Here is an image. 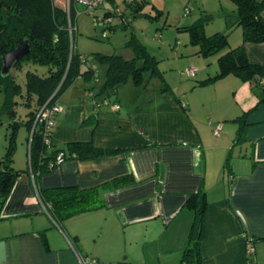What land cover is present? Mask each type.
<instances>
[{
    "label": "crops",
    "instance_id": "0c3cea01",
    "mask_svg": "<svg viewBox=\"0 0 264 264\" xmlns=\"http://www.w3.org/2000/svg\"><path fill=\"white\" fill-rule=\"evenodd\" d=\"M229 1L233 15H225L222 26L206 33H226V48L204 55L198 45L180 50L179 43L170 46L172 64L183 68L177 83L136 32L143 24L138 15L126 28L115 29L130 27L124 44L128 57L116 54L133 58L130 40L138 43L154 57L155 71L146 72L141 84L128 77L102 102L97 92L106 65L90 59L86 66L93 78L78 76L62 91L47 150L91 141L112 152L67 158L43 173L16 168L20 172L0 210V264H80L79 256L94 259V264H264V101L259 102L264 92L232 73L198 84L217 73L222 53L241 44L251 63L264 64V41H243L241 27L233 25L235 3ZM114 3L124 6L122 0H106L100 7L112 8ZM260 15L264 19V11ZM194 21L177 29L185 30ZM114 22L121 25L122 19L115 16ZM77 44L75 49L86 56L98 52ZM166 49L156 52L168 54ZM188 67L197 70L183 74ZM201 112L216 122L212 127L222 124L218 133L200 121ZM242 114L241 128L237 118ZM124 175H132L134 182L102 187ZM62 186L96 188L102 204L56 223L39 190ZM198 190L207 201L206 228L200 261L190 263L182 256L194 210L185 200Z\"/></svg>",
    "mask_w": 264,
    "mask_h": 264
},
{
    "label": "trees",
    "instance_id": "16d2710c",
    "mask_svg": "<svg viewBox=\"0 0 264 264\" xmlns=\"http://www.w3.org/2000/svg\"><path fill=\"white\" fill-rule=\"evenodd\" d=\"M232 1L236 6L233 25L241 27L243 41H264V19L260 15L264 11V0ZM73 3V0H70L69 9H67L57 6L53 0H0V89L4 91L7 107L13 106L15 96L22 95V88L12 76L11 70L7 75L1 74V56L28 40L29 53L15 62L12 67L21 66L22 63L47 66L46 75H40L30 70L25 73L26 98L24 104L31 105L32 101L35 104V108L28 112V118L24 122L29 132L28 168L25 169L27 171L43 173L52 169L50 164L53 163L59 152H63L66 159L80 160L112 152V150L94 146L91 141L69 142L50 152L47 150L48 144L43 142L41 124H35L41 106L45 103L47 105L57 103V98L62 91L73 84L78 76L83 77L85 81H90L93 78L92 69L86 66L90 59L106 65L105 79L97 92V95L102 96V102L105 98L116 93L118 87L128 77H131L134 83L141 84L146 72L153 73L155 71L154 57L143 46L131 40L134 57L130 59H125L116 53L93 52L88 55L89 57L79 53L74 46V30L71 33L69 30V23L74 26ZM144 3L145 0H141L134 5L129 4L127 11L120 17L121 25L113 21V23L104 25L102 32L108 28V37L109 31H113L119 26L126 28L137 15L152 18L151 15L142 11ZM112 8L103 7L101 15L109 14ZM95 10L92 15L98 17L99 14ZM210 17V15L200 17L184 27L189 33L190 42L198 45L199 52L204 55L216 53L227 46L226 33L216 32L211 35L204 33L203 26L210 20ZM230 73L244 81H249L253 88L259 86L264 92V64L251 63L246 56L243 44L229 48L222 53L218 57L217 73L198 81V84L211 82ZM261 101H264V96L259 102ZM244 117L245 114H242L237 118L241 128L244 125ZM86 122L84 121V123ZM11 125L14 129L11 132L10 147L0 158V210L20 172L11 164L13 160L12 146L15 144L14 137L20 122L13 120ZM133 182L132 175H124L112 179L102 187L116 189ZM39 196L56 223H60L67 216L102 204V199L96 188L84 190L75 186L43 188L39 190ZM185 205L194 210V220L182 257L190 263L199 262V247L206 228L207 201L204 191L198 190L190 193L185 200Z\"/></svg>",
    "mask_w": 264,
    "mask_h": 264
},
{
    "label": "rangeland",
    "instance_id": "374dc122",
    "mask_svg": "<svg viewBox=\"0 0 264 264\" xmlns=\"http://www.w3.org/2000/svg\"><path fill=\"white\" fill-rule=\"evenodd\" d=\"M57 6L64 8L68 7V0H53ZM121 3V0H118ZM148 2L143 8V12L154 16L161 10L159 18L151 19L143 15H138L136 18L138 21L143 20L141 26H137L136 32L139 37L144 41V44L148 49L156 54L158 59H162L161 69L167 72H173L176 79L172 81L177 83L179 81V71L183 68L174 66L173 59L175 58L174 50L170 48L171 45L179 43L178 48L186 46H196L189 43V33L185 30L177 29L187 25L197 19L199 16L204 17L206 14L212 18L204 25L205 34H210L213 29H217L223 25L225 15L234 13L233 4L229 0H147ZM70 2V0H69ZM74 25L79 26L74 30V44L77 47L80 43V49H87L88 51H98L102 53H120L124 57H128L125 54L126 47L125 41L129 38L130 30L117 29L109 31L108 37L102 36V29L104 24L97 17L90 13L83 11V6L74 2ZM110 4V3H109ZM111 5V4H110ZM190 5L189 11L185 9ZM103 7H98L95 12L101 13ZM78 11H81L77 13ZM101 14H99L100 16ZM115 21V19H114ZM139 24V23H138ZM74 26V27H75ZM76 28V27H75ZM134 29V28H133ZM156 35L158 37H156ZM79 47V46H78ZM160 47L169 48L166 49L168 54H159L158 49ZM177 50V52L179 51ZM172 52V53H170ZM178 57V56H177ZM27 70L35 71L40 75L47 74V66L24 64L12 67L11 74L18 84L22 88V95L14 97L15 103L11 108L7 107L5 103V96L3 89H0V158L5 154L8 147H10L11 132L14 129L11 125L13 120L20 122L15 133V144L12 146V166L21 168L23 170L28 168V147H29V132L25 125V120L28 118V112L35 108L34 101L31 105L24 104L25 101V73ZM186 77H182L185 80ZM187 79V78H186ZM192 80L194 78H191ZM190 80V79H187ZM199 119L201 122L206 123L209 129L212 130L211 123L203 112L200 113ZM212 127V128H211ZM211 133H213L211 131ZM211 140L212 137H211ZM237 153V152H236ZM235 153V154H236Z\"/></svg>",
    "mask_w": 264,
    "mask_h": 264
},
{
    "label": "built area",
    "instance_id": "2783aa9c",
    "mask_svg": "<svg viewBox=\"0 0 264 264\" xmlns=\"http://www.w3.org/2000/svg\"><path fill=\"white\" fill-rule=\"evenodd\" d=\"M106 0H73V2H78L83 6V11L92 14L94 10L97 7H100L104 5ZM141 0H122L124 3V6H120L117 3H114L112 6V11L109 12V14L106 15H100L97 18L102 21L104 25H108L110 23H113L115 16H123L125 11L128 9V5H134L137 2H140ZM190 8V5L186 7L185 11L188 12ZM69 9V0H68V7ZM81 11L77 10V13ZM69 30L70 33L74 30V26L69 23ZM107 32L108 28L103 30L102 36L107 37ZM197 68L196 67H188L185 70H183V74L187 75H192L196 72ZM113 108H116L117 105L112 104ZM61 110V106L57 103L47 105V103L43 104L41 108L39 109L36 119H35V124L40 123L42 127V134H43V142L46 144H49L50 142V135H51V130L54 128L56 124L55 120V115L57 112ZM222 124L218 123L214 127V133H218L221 130ZM66 159V156L64 155L63 152H59L55 156V160L53 163L50 164V167L53 168L57 165H59L61 162H63ZM246 250L247 252L252 251L251 247V242L248 240L247 245H246ZM79 262L80 264H94V259L87 257V256H79Z\"/></svg>",
    "mask_w": 264,
    "mask_h": 264
},
{
    "label": "water",
    "instance_id": "95a60500",
    "mask_svg": "<svg viewBox=\"0 0 264 264\" xmlns=\"http://www.w3.org/2000/svg\"><path fill=\"white\" fill-rule=\"evenodd\" d=\"M29 51H30L29 42L28 40H25L19 46L3 54L1 56V61H2L1 74L7 75L10 72L13 64L18 60H20L23 56L28 54Z\"/></svg>",
    "mask_w": 264,
    "mask_h": 264
}]
</instances>
